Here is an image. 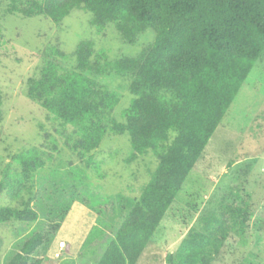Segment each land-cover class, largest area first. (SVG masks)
Returning <instances> with one entry per match:
<instances>
[{"label":"rangeland","instance_id":"obj_1","mask_svg":"<svg viewBox=\"0 0 264 264\" xmlns=\"http://www.w3.org/2000/svg\"><path fill=\"white\" fill-rule=\"evenodd\" d=\"M9 4L10 0H0V206L19 207L30 197L39 217L34 222L0 223V264H8L37 232L44 242L31 259L95 264L150 179L157 160L150 151L130 159L128 135L110 131L91 151L74 150L78 128L62 123L31 100L28 78L38 75L46 59H54L63 70L72 69L73 53L82 40L92 41V59L104 54L113 60L137 55L155 33L147 29L130 44L113 23L93 26L92 14L84 9H73L55 22L41 15L9 13ZM55 48L66 57L55 58ZM92 77L119 96L106 121L124 122L132 98L130 77ZM30 149L44 164L25 179L15 156ZM185 178L136 264H170L182 238L201 226L202 215L229 204L246 206L250 216L244 232L231 231L211 264H264V53ZM61 241L65 247L59 250Z\"/></svg>","mask_w":264,"mask_h":264},{"label":"trees","instance_id":"obj_2","mask_svg":"<svg viewBox=\"0 0 264 264\" xmlns=\"http://www.w3.org/2000/svg\"><path fill=\"white\" fill-rule=\"evenodd\" d=\"M73 9L90 12L93 26L113 23L130 44L147 29L155 33L137 55L113 60L104 54L92 59V41L82 40L73 53L72 69L63 70L54 59H46L38 75L28 78L27 87L31 100L78 128L74 150L91 151L110 131L128 135L130 159L149 151L155 156L150 179L95 263L136 264L264 53V0H10L8 12L59 22ZM52 55L66 57L57 48ZM93 74L130 77L132 98L124 122L106 121L119 96L100 86ZM15 159L25 179L44 164L33 149ZM31 200L23 199L19 207L0 206V223L36 221L39 215ZM249 216V209L238 204L202 215L201 226L188 231L168 262L211 264L231 231L244 232ZM97 228L91 229L85 244ZM43 242L41 233L33 234L8 264H48L43 258L31 259Z\"/></svg>","mask_w":264,"mask_h":264},{"label":"built area","instance_id":"obj_3","mask_svg":"<svg viewBox=\"0 0 264 264\" xmlns=\"http://www.w3.org/2000/svg\"><path fill=\"white\" fill-rule=\"evenodd\" d=\"M64 247H65V242L61 241V242L59 243V250L63 249ZM58 255H59V252H56V253H55V256H58Z\"/></svg>","mask_w":264,"mask_h":264}]
</instances>
